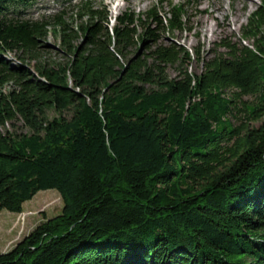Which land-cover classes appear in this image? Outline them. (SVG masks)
Instances as JSON below:
<instances>
[{
	"label": "trees",
	"instance_id": "1",
	"mask_svg": "<svg viewBox=\"0 0 264 264\" xmlns=\"http://www.w3.org/2000/svg\"><path fill=\"white\" fill-rule=\"evenodd\" d=\"M34 1L0 0V212L47 190L63 207L0 264H264V0L207 56L163 41L183 4L24 18ZM49 27L61 63L41 61ZM17 119L29 134L3 132Z\"/></svg>",
	"mask_w": 264,
	"mask_h": 264
},
{
	"label": "rangeland",
	"instance_id": "2",
	"mask_svg": "<svg viewBox=\"0 0 264 264\" xmlns=\"http://www.w3.org/2000/svg\"><path fill=\"white\" fill-rule=\"evenodd\" d=\"M61 0H35L33 5L23 11V17L26 19H40L44 15L58 13L63 7ZM77 1L78 0H74ZM98 6L100 0H92ZM163 2L162 14L169 13V3L179 5L183 4L186 13L187 27L189 31L177 33L174 37L164 35V42L173 40L178 45L192 50L200 46L203 48L204 56L214 51L220 38L236 41L241 36V27L246 24L247 17L255 10L259 0H104L103 4L108 7L110 16L119 15L125 10H130L136 15L147 11L153 5ZM74 13V12H73ZM72 9H67V16H71ZM46 39V48L41 52L42 62L48 64L61 63L64 61L63 55L59 52V42L51 33ZM243 45H252V41H244ZM6 58L18 62V56L13 53H7ZM27 65L33 71L34 63ZM202 65L193 61L188 71L190 73H200ZM169 76L176 75V70L172 67L168 69ZM13 88L12 83L4 86L3 92H8ZM229 92V91H228ZM243 101L252 102L253 98L245 96ZM61 115L64 118H70V111H63L58 114L53 109L46 111L48 119H53ZM241 115V114H240ZM242 117V115H241ZM240 118V116H239ZM241 119V118H240ZM260 122H251L250 126H258ZM238 125L240 122L236 121ZM10 132L17 135L29 134V131L20 119L9 122L5 125L3 132ZM63 207L60 195L55 190L38 192L32 200L22 205L21 214H13L6 210L0 212V254L11 250L22 238L29 234L38 224L46 219L53 218L61 213Z\"/></svg>",
	"mask_w": 264,
	"mask_h": 264
}]
</instances>
